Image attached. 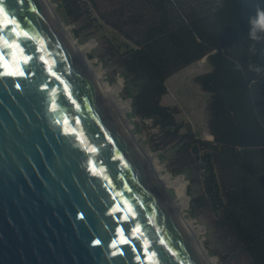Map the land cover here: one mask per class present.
Segmentation results:
<instances>
[{"label":"water","instance_id":"95a60500","mask_svg":"<svg viewBox=\"0 0 264 264\" xmlns=\"http://www.w3.org/2000/svg\"><path fill=\"white\" fill-rule=\"evenodd\" d=\"M0 8V264H208L45 0Z\"/></svg>","mask_w":264,"mask_h":264},{"label":"trees","instance_id":"16d2710c","mask_svg":"<svg viewBox=\"0 0 264 264\" xmlns=\"http://www.w3.org/2000/svg\"><path fill=\"white\" fill-rule=\"evenodd\" d=\"M59 3L83 27L106 32L135 113L158 128L170 168L187 176L233 256L264 264V30L251 36L253 20L264 25V0ZM203 59L210 70L195 82L208 95L210 139L162 102L168 80Z\"/></svg>","mask_w":264,"mask_h":264},{"label":"rangeland","instance_id":"374dc122","mask_svg":"<svg viewBox=\"0 0 264 264\" xmlns=\"http://www.w3.org/2000/svg\"><path fill=\"white\" fill-rule=\"evenodd\" d=\"M51 6L57 20L68 29L73 39L77 40L81 45H87V54L93 60V68L96 72L103 71L105 79L113 86L115 82L121 81L122 85L118 91V96L123 101H128L125 115L120 117L124 122L131 126L132 134L135 135L138 143L147 151L156 155V161L164 166L162 172L164 174L171 173L173 177L182 176L186 183L187 204L182 207L183 216L194 222L196 229H201L198 242L202 241L203 248L206 250L208 257L213 264H247L242 257L233 256L227 242L212 227L213 221L211 212L207 207L199 208L193 201L190 194V181L185 174H177L169 166L170 150L162 145L159 138V130L153 126L150 119H144L135 113L132 99L125 90L124 77L118 73L115 61L107 53V42L104 38L106 32L92 30L90 27H83L82 21H74L68 16L64 8L60 5L59 0H45ZM78 35V36H76ZM210 70V66L206 59L199 61L193 66L183 70L182 72L172 76L168 80V94L163 98V104L177 107L180 111L179 120H183L191 125L195 133L203 139H210L212 136L207 127V100L208 95L201 89L200 85L195 81L196 77ZM164 188V186H163ZM173 200L178 199L176 188L165 187ZM192 190L197 193V186H193ZM201 190V189H200ZM193 193V192H192ZM193 193V196L195 195ZM179 201V200H178ZM181 214V215H182ZM187 229V228H186ZM191 234V231L188 230ZM193 234V233H192ZM196 243V242H195ZM198 246V245H197Z\"/></svg>","mask_w":264,"mask_h":264},{"label":"bare ground","instance_id":"6f19581e","mask_svg":"<svg viewBox=\"0 0 264 264\" xmlns=\"http://www.w3.org/2000/svg\"><path fill=\"white\" fill-rule=\"evenodd\" d=\"M46 5L49 8V10L52 12V14L57 18V16L55 15L53 9L51 8V6L48 5L47 2H46ZM59 24H60V26H61V28H62V30L64 32V35L66 36V38L68 39V41L70 42V44L72 45L74 50L76 51L77 55L79 56V58L81 59L83 64L86 65L90 69V71H91V73H92V75H93V77L95 79V82H96L98 88L100 89V91L102 92V94L106 98L107 102L111 106V108H112V110H113L118 122L122 126L125 127V129L129 132V134L133 137V139L137 143L138 147L140 148V150H141V152L143 154V157L145 159L147 167H148L149 171L151 172V174L153 175L154 179L158 182V184L162 188H163V186H164V188L165 187L166 188L167 187L176 188V191H177V194H178V199L177 200H173L169 196L168 192H167V194H168L169 198L171 199L175 210L177 211L178 215L182 219L185 227L188 230L191 231L190 236L193 239V241L196 242L195 244L198 245L197 247L201 251L203 257L206 260V262L208 264H213L212 260L208 257V255L206 253V250L203 248L202 245H200V243L202 244V241H200V243L198 242L199 234H200L202 228L201 229H196V227L194 225V222L186 219L183 216V214L181 213L182 207L185 206L187 204V201H188L187 195H186V183L184 182L183 177L182 176L173 177L171 173L164 174L162 172V170L164 169V166L161 163L156 161V159H157L156 155L151 153V152H147L138 143L137 139L135 138V135L132 134L131 126H129L127 124V122H124L122 120V118L120 117L121 114L125 115L127 105L129 104L128 101H123L118 96V91L121 88L122 82L121 81L115 82V84L112 86L105 79L103 71L99 70L98 72H96L94 70V68H93V66H94L93 60H91V58H89V56L87 54L88 46L87 45H81L77 40L73 39L72 36L70 35L68 29H66L60 22H59Z\"/></svg>","mask_w":264,"mask_h":264},{"label":"snow or ice","instance_id":"6c2138e0","mask_svg":"<svg viewBox=\"0 0 264 264\" xmlns=\"http://www.w3.org/2000/svg\"><path fill=\"white\" fill-rule=\"evenodd\" d=\"M0 12H3V8H0ZM8 24L9 25L12 24L11 19H9ZM5 27H7V25ZM9 30L15 31V28L13 27V28H11ZM24 35L27 36L28 35L27 32H25ZM26 60H27V57H25V61ZM0 67L8 69V71L6 73L7 75H20V76H23L25 74L19 63H17L16 68L13 69L7 62H5L4 61V54H2V53H0ZM52 74L55 75L54 72ZM57 79H59V77H57ZM16 86L19 87L20 85L17 84ZM137 232H139V229H137ZM121 236L123 237V232L121 233ZM123 242L124 243H130V240L128 238H123ZM92 243L95 244V245H99L101 243V241L100 240H94ZM112 248L116 249V251L113 252V255H115L117 252L121 251L120 249H118L117 242H115V241L112 243ZM144 251L147 253V247H145ZM154 255H155V253H152L147 258L151 261L152 257ZM138 259H139V257H138ZM153 264H155V262H153Z\"/></svg>","mask_w":264,"mask_h":264},{"label":"clouds","instance_id":"9594fccd","mask_svg":"<svg viewBox=\"0 0 264 264\" xmlns=\"http://www.w3.org/2000/svg\"><path fill=\"white\" fill-rule=\"evenodd\" d=\"M264 15V10H262L260 13H258V16ZM254 27L251 30V36L253 39H259V36L257 35L258 30H264V25H260L259 19L253 20Z\"/></svg>","mask_w":264,"mask_h":264}]
</instances>
